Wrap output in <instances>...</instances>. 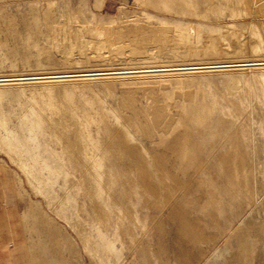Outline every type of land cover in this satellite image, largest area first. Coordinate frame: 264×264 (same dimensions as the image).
I'll return each mask as SVG.
<instances>
[{
  "label": "rangeland",
  "instance_id": "obj_1",
  "mask_svg": "<svg viewBox=\"0 0 264 264\" xmlns=\"http://www.w3.org/2000/svg\"><path fill=\"white\" fill-rule=\"evenodd\" d=\"M93 71L0 81V264H264V0H0L1 79Z\"/></svg>",
  "mask_w": 264,
  "mask_h": 264
},
{
  "label": "bare ground",
  "instance_id": "obj_2",
  "mask_svg": "<svg viewBox=\"0 0 264 264\" xmlns=\"http://www.w3.org/2000/svg\"><path fill=\"white\" fill-rule=\"evenodd\" d=\"M258 62V61H257ZM245 63V62H244ZM232 64H241V63H228V64H221V65H216L215 67H218V68H222V66L223 65H232ZM249 64H251V65H249V66H253V65H260V64H262L261 62L260 63H255V62H250ZM201 66H205V65H195V66H187V67H184L183 69H191V68H195V67H201ZM182 67V66H181ZM209 67H214L213 65H209V66H206V67H203V68H209ZM237 67V66H236ZM225 68V67H224ZM150 69V68H149ZM157 69H165V70H172V69H174V67L173 68H171V69H169V67H162V68H157ZM156 68L154 69L155 71L157 70ZM175 69H176V67H175ZM136 70V69H135ZM138 70V69H137ZM147 70V69H146ZM122 71V70H121ZM151 71V70H150ZM160 71V70H159ZM163 71V70H162ZM128 72V71H127ZM133 72H136V71H133ZM138 72L140 73V72H144V70L142 69V70H138ZM67 73V72H66ZM97 73H103V74H101V75H104V73L105 74H114V73H117V72H110V71H108V72H105V71H93V72H83V73H74L75 74V77H83V76H98V75H95V74H97ZM126 73V72H125ZM60 74H58V75H55V74H45V75H35V76H10V77H3L2 79L0 78V81H18V80H28V79H32V78H37V79H40V80H42V79H60V76H59ZM110 75V76H111ZM43 80V81H44Z\"/></svg>",
  "mask_w": 264,
  "mask_h": 264
},
{
  "label": "water",
  "instance_id": "obj_3",
  "mask_svg": "<svg viewBox=\"0 0 264 264\" xmlns=\"http://www.w3.org/2000/svg\"><path fill=\"white\" fill-rule=\"evenodd\" d=\"M249 65H251V64H249V62H247L246 64H232V65H223L222 67H232V66H249ZM214 67H211V68H215V66L216 65H213ZM203 67H206V66H201V67H195V68H203ZM217 68V67H216ZM178 69V68H177ZM76 74V73H75ZM75 74H61V75H59L60 76V78L61 77H74L75 76ZM101 74H103V73H97V74H95V75H101ZM105 74V73H104Z\"/></svg>",
  "mask_w": 264,
  "mask_h": 264
},
{
  "label": "crops",
  "instance_id": "obj_4",
  "mask_svg": "<svg viewBox=\"0 0 264 264\" xmlns=\"http://www.w3.org/2000/svg\"><path fill=\"white\" fill-rule=\"evenodd\" d=\"M27 255V254H26ZM24 261L26 262V264H31V261L29 260V257L28 256H26L25 258H24Z\"/></svg>",
  "mask_w": 264,
  "mask_h": 264
}]
</instances>
